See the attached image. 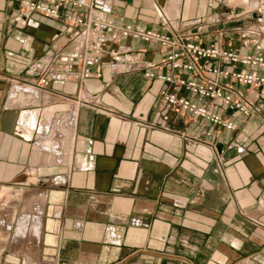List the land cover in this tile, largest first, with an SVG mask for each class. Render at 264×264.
I'll return each mask as SVG.
<instances>
[{"label":"crops","instance_id":"obj_1","mask_svg":"<svg viewBox=\"0 0 264 264\" xmlns=\"http://www.w3.org/2000/svg\"><path fill=\"white\" fill-rule=\"evenodd\" d=\"M105 1L122 25L264 55V32L245 28L264 0ZM63 13L0 0V264H264V87L231 84L244 116L147 79L193 76L163 65L169 50L121 40L101 78L44 89V64L84 53ZM163 90L237 129L168 110Z\"/></svg>","mask_w":264,"mask_h":264},{"label":"built area","instance_id":"obj_2","mask_svg":"<svg viewBox=\"0 0 264 264\" xmlns=\"http://www.w3.org/2000/svg\"><path fill=\"white\" fill-rule=\"evenodd\" d=\"M20 10L24 14L37 13L50 18H57L64 11L67 25L73 28V40L83 44L82 56H68L63 64L58 66L44 64L41 69L44 75L38 86L45 89L52 82L85 81L90 78H101V73L92 69L101 65L105 55L116 60L122 51L121 40H134L150 45L161 46L170 51L163 65L175 71L192 73L191 79L180 75L171 76L168 73H146V78L163 82L170 87L180 89L185 93L203 97L212 102L233 108L244 116L254 112L251 104L242 94L233 91L231 84L247 86L253 90L264 87V76L252 73L244 68L264 71V55H242L235 49L206 47L193 42L191 37H171L169 34L156 32L132 25H122L119 21L105 16L108 4L105 0H18ZM76 12L82 13V15ZM216 62L215 65L205 66V63ZM227 66L229 68H227ZM242 67L243 69H237ZM200 80V81H197ZM222 80L229 81L223 85ZM161 97L164 105L170 111L189 113L195 118L205 119L213 124L232 131L237 125L215 114L204 106L199 107L189 99H185L169 90H163Z\"/></svg>","mask_w":264,"mask_h":264},{"label":"rangeland","instance_id":"obj_3","mask_svg":"<svg viewBox=\"0 0 264 264\" xmlns=\"http://www.w3.org/2000/svg\"><path fill=\"white\" fill-rule=\"evenodd\" d=\"M262 8H263V16H264V7ZM250 27H252L253 28L252 30L254 31L260 30L264 32V22L259 23L258 21L257 22L252 21L251 24L247 25L245 28L249 29Z\"/></svg>","mask_w":264,"mask_h":264},{"label":"bare ground","instance_id":"obj_4","mask_svg":"<svg viewBox=\"0 0 264 264\" xmlns=\"http://www.w3.org/2000/svg\"><path fill=\"white\" fill-rule=\"evenodd\" d=\"M44 143H45V142H44ZM49 144H51V143H49ZM49 144H48V145H49ZM52 146H53V145H52ZM46 147H47V146H46ZM46 147H45V148H46ZM42 150H43V149H42ZM40 151H41V150H40ZM38 155H39V154H38Z\"/></svg>","mask_w":264,"mask_h":264}]
</instances>
